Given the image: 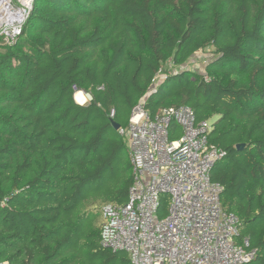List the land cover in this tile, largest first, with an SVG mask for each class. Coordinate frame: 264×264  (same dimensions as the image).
I'll list each match as a JSON object with an SVG mask.
<instances>
[{
	"label": "trees",
	"instance_id": "1",
	"mask_svg": "<svg viewBox=\"0 0 264 264\" xmlns=\"http://www.w3.org/2000/svg\"><path fill=\"white\" fill-rule=\"evenodd\" d=\"M141 101L211 121V178L256 250L247 264H264V0H34L16 41L0 38V264H132L100 241L102 208L134 183L112 122Z\"/></svg>",
	"mask_w": 264,
	"mask_h": 264
},
{
	"label": "built area",
	"instance_id": "2",
	"mask_svg": "<svg viewBox=\"0 0 264 264\" xmlns=\"http://www.w3.org/2000/svg\"><path fill=\"white\" fill-rule=\"evenodd\" d=\"M33 4L0 0L1 39L16 41ZM172 121L181 127L175 139L170 138ZM211 129V121L197 122L189 106L162 109L154 116L144 101L133 109L127 126L118 130L128 144L134 183L124 205L102 208L103 247L125 251L132 264H247L254 259L249 240L237 241L239 221L222 205L223 185L211 178L214 163L224 156L209 143ZM164 193L170 202L160 218Z\"/></svg>",
	"mask_w": 264,
	"mask_h": 264
},
{
	"label": "rangeland",
	"instance_id": "3",
	"mask_svg": "<svg viewBox=\"0 0 264 264\" xmlns=\"http://www.w3.org/2000/svg\"><path fill=\"white\" fill-rule=\"evenodd\" d=\"M212 57V53L209 50L206 51H200L193 55L187 63L185 64V67L191 68V69H197L201 70L204 68L205 64L209 61V59ZM89 101V97L87 96V102Z\"/></svg>",
	"mask_w": 264,
	"mask_h": 264
},
{
	"label": "bare ground",
	"instance_id": "4",
	"mask_svg": "<svg viewBox=\"0 0 264 264\" xmlns=\"http://www.w3.org/2000/svg\"><path fill=\"white\" fill-rule=\"evenodd\" d=\"M75 99L77 102L84 104L87 102V95L83 91H78L75 94Z\"/></svg>",
	"mask_w": 264,
	"mask_h": 264
},
{
	"label": "water",
	"instance_id": "5",
	"mask_svg": "<svg viewBox=\"0 0 264 264\" xmlns=\"http://www.w3.org/2000/svg\"><path fill=\"white\" fill-rule=\"evenodd\" d=\"M84 93H85V92H84ZM112 123H113V126H114V128H115L116 130H118V129L120 128V125H119L117 122L113 121ZM238 147L241 148L240 145H239Z\"/></svg>",
	"mask_w": 264,
	"mask_h": 264
},
{
	"label": "clouds",
	"instance_id": "6",
	"mask_svg": "<svg viewBox=\"0 0 264 264\" xmlns=\"http://www.w3.org/2000/svg\"><path fill=\"white\" fill-rule=\"evenodd\" d=\"M87 95V93H85Z\"/></svg>",
	"mask_w": 264,
	"mask_h": 264
}]
</instances>
